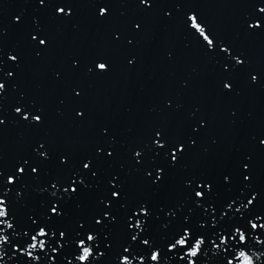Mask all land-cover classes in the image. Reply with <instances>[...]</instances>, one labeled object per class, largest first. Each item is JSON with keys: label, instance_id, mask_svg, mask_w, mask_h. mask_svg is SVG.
Masks as SVG:
<instances>
[{"label": "snow or ice", "instance_id": "6c2138e0", "mask_svg": "<svg viewBox=\"0 0 264 264\" xmlns=\"http://www.w3.org/2000/svg\"><path fill=\"white\" fill-rule=\"evenodd\" d=\"M6 6L0 264H264V115L240 103L264 94V0H22L4 18ZM206 9L227 11V28ZM157 29L183 33L203 66L151 115L99 117L92 84L135 69Z\"/></svg>", "mask_w": 264, "mask_h": 264}, {"label": "water", "instance_id": "95a60500", "mask_svg": "<svg viewBox=\"0 0 264 264\" xmlns=\"http://www.w3.org/2000/svg\"><path fill=\"white\" fill-rule=\"evenodd\" d=\"M242 104L243 112L246 113L249 109H254L257 116L264 115V94L258 95L255 98L245 97L240 101ZM209 108L215 109L218 113L217 121L215 124V131L217 134L228 135L226 133V121L223 117L224 105L217 103L214 99L208 104ZM259 247V246H257Z\"/></svg>", "mask_w": 264, "mask_h": 264}]
</instances>
